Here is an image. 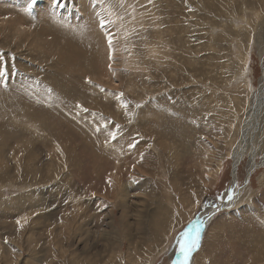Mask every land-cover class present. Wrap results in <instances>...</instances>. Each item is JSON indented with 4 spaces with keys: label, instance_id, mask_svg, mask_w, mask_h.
I'll return each instance as SVG.
<instances>
[{
    "label": "rangeland",
    "instance_id": "obj_1",
    "mask_svg": "<svg viewBox=\"0 0 264 264\" xmlns=\"http://www.w3.org/2000/svg\"><path fill=\"white\" fill-rule=\"evenodd\" d=\"M258 1L0 0V264H264Z\"/></svg>",
    "mask_w": 264,
    "mask_h": 264
},
{
    "label": "bare ground",
    "instance_id": "obj_2",
    "mask_svg": "<svg viewBox=\"0 0 264 264\" xmlns=\"http://www.w3.org/2000/svg\"><path fill=\"white\" fill-rule=\"evenodd\" d=\"M66 1V0H65ZM232 2V1H231ZM11 5V4H10ZM9 5V6H10ZM65 5V4H64ZM210 5V4H209ZM257 5H259V6H262V5H264V0H259L258 2H257ZM215 6V5H214ZM219 7H220V5H219ZM229 7V6H228ZM249 7V6H248ZM38 8H39V6H38ZM40 8H42V7H40ZM214 8V7H213ZM256 9V8H255ZM26 10V9H25ZM48 10V9H47ZM52 11V10H51ZM261 12V11H260ZM55 13V12H54ZM72 16V15H71ZM230 16V15H229ZM191 17H192V15H191ZM263 21V20H262ZM90 22V21H89ZM20 27V26H19ZM18 27V28H19ZM20 28H22V27H20ZM172 30V29H171ZM238 36V35H237ZM23 40V39H22ZM58 41V40H57ZM53 42V41H52ZM23 43V42H22ZM20 45V44H19ZM22 46V45H21ZM51 49V48H50ZM194 52V51H193ZM49 56H53V54L52 53H49ZM42 58V57H41ZM40 58V59H41ZM44 59V58H43ZM57 61V60H56ZM65 61V60H64ZM67 62L69 63V64H71V65H73L72 63H70L68 60H67ZM62 62H60V64H61ZM62 66H65L66 68L68 67V66H70V65H68L67 63H62ZM193 66V65H192ZM51 67V66H50ZM58 67V66H57ZM71 67H73V66H71ZM52 71V70H51ZM56 72V71H55ZM59 73V72H58ZM66 73V72H65ZM69 73V72H68ZM22 74V73H21ZM54 74V73H53ZM67 74V73H66ZM205 74V73H204ZM107 75V74H106ZM60 76V75H59ZM59 76H58V78H59ZM72 76V75H71ZM73 76H75V75H73ZM207 76V75H206ZM30 77V76H29ZM24 78V77H23ZM28 78V77H27ZM61 78V77H60ZM208 78V77H207ZM75 79V78H74ZM81 79V78H80ZM59 81V80H58ZM68 81V80H67ZM61 82H62V80H61ZM63 83V82H62ZM77 83V82H76ZM61 84V83H60ZM64 84V83H63ZM56 85V84H55ZM204 85V84H203ZM67 87V86H66ZM71 87V86H70ZM68 88H69V86H68ZM68 88H66V89H68ZM73 88H75V86H73ZM211 88V87H210ZM70 89H72V88H70ZM78 90V89H77ZM77 90H75V91H77ZM68 91H69V89H68ZM67 91V92H68ZM72 91H73V89H72ZM74 91V92H75ZM69 94H71V93H69ZM67 96H70V95H67ZM257 97V96H256ZM69 98V97H68ZM74 98V97H73ZM260 99V98H259ZM263 99V98H262ZM45 100V99H44ZM2 102V101H1ZM217 102V101H216ZM2 103H4V102H2ZM222 103V102H221ZM11 104H12V101H11V103H10V106H11ZM59 104V103H58ZM262 104V103H261ZM14 105V104H13ZM17 105V104H16ZM19 105V104H18ZM6 106V105H5ZM7 107V106H6ZM261 107V106H260ZM53 109V108H52ZM47 111V110H46ZM262 111V110H261ZM260 111H259V105H258V102H256L255 103V105H253L252 106V109H251V111H249V113L247 114L248 115V118L245 120V121H243L242 122V124H241V126H240V130H241V138H240V141H238V143H239V147H238V151H237V159L241 156V154L243 155L244 154V152L243 151H245V149L243 148L244 146H246L247 144H249V141H254L253 140V138H255L257 135H256V133L257 134H259V131H260V134H261V136L262 135H264V125L261 127V125H259V123H260V121H261V113H259ZM180 122V121H179ZM222 122V121H221ZM170 123V122H169ZM168 123V124H169ZM167 124V123H166ZM162 126V125H161ZM168 126V125H167ZM260 126V127H259ZM174 128V129H176V127H177V125L176 126H174L173 127V123H171L170 124V128ZM258 127H259V130H258ZM149 129V128H148ZM162 129V128H161ZM158 129H156V131H157ZM166 130V129H165ZM158 132V131H157ZM254 132H255V134H254ZM164 133V132H163ZM167 133V132H166ZM3 134V133H2ZM165 134V133H164ZM169 134V133H168ZM159 135H161L160 133H159ZM148 136V135H147ZM157 136V135H156ZM255 136V137H254ZM262 138H263V141H261V147H264V136H262ZM262 140V139H261ZM259 141V140H258ZM149 142V141H148ZM189 144V143H188ZM253 144V143H252ZM251 144V151H250V154L252 155V156H254L255 155V151H256V147H255V145H252ZM255 144V143H254ZM161 145V144H160ZM192 146V145H191ZM171 147V146H170ZM212 147V146H211ZM249 147V146H248ZM250 148V147H249ZM160 150V149H159ZM257 150H258V148H257ZM148 151V150H147ZM257 152V151H256ZM148 154V153H147ZM257 154V153H256ZM150 155V154H149ZM179 155V154H178ZM164 156V155H163ZM123 157V156H122ZM251 157V156H250ZM161 158V157H160ZM253 158V157H252ZM151 161V160H150ZM239 161V160H238ZM238 161L236 160V157H235V164H237L238 163ZM110 163V162H109ZM234 164V165H235ZM177 165V164H176ZM255 165V164H254ZM188 166V165H187ZM256 167V166H255ZM254 166H253V164H251V167H250V170H249V172H248V175L250 174V171L253 169V168H255ZM108 172V171H107ZM88 176V175H87ZM174 178V177H173ZM172 180V179H171ZM179 180V179H178ZM150 182V181H149ZM171 182V181H170ZM175 183V182H174ZM263 184H264V182H263ZM234 185V182H233V184H232V186ZM174 187V186H173ZM111 188V187H110ZM232 190V187L229 189V191H231ZM173 191V190H172ZM182 192V191H181ZM230 193V192H229ZM158 195V194H157ZM185 197V196H184ZM229 197H232V196H229ZM263 198H264V193H263ZM264 201V200H263ZM174 204V203H173ZM262 205V204H261ZM210 206V205H209ZM212 217V214L209 212H205V215H203L202 217H200L199 218V220H202V221H204V226L208 223V218L210 219ZM256 217V216H255ZM257 218V217H256ZM198 220V219H197ZM160 223V222H159ZM204 226H203V228H204ZM247 227V226H246ZM202 228V229H203ZM244 234L245 235H248L249 234V232L247 233L246 231L244 232ZM229 236V235H228ZM208 243V242H207ZM225 250V249H224ZM245 251V250H244ZM234 252V251H233ZM248 253V252H247ZM134 256V255H133ZM148 257V256H147ZM256 257V256H255ZM132 258V257H131ZM135 258V257H134ZM201 259V258H200Z\"/></svg>",
    "mask_w": 264,
    "mask_h": 264
},
{
    "label": "snow or ice",
    "instance_id": "obj_3",
    "mask_svg": "<svg viewBox=\"0 0 264 264\" xmlns=\"http://www.w3.org/2000/svg\"><path fill=\"white\" fill-rule=\"evenodd\" d=\"M36 0H32V4H34ZM31 4L27 10H31ZM52 6H60V0H52ZM105 26L104 21L100 22V27L103 28ZM109 46L112 44V40L109 39L108 41ZM6 75V69L0 67V77ZM122 95V94H121ZM124 108H127V104H123ZM99 131V129H97ZM110 137L115 140L116 139V132H109ZM232 197H229L231 200ZM17 224H20V221H17ZM204 226V221L202 220H195L190 224L188 229L182 233L180 238V242L178 244L179 253L175 264H190V258L192 253L198 249L201 239V229Z\"/></svg>",
    "mask_w": 264,
    "mask_h": 264
}]
</instances>
